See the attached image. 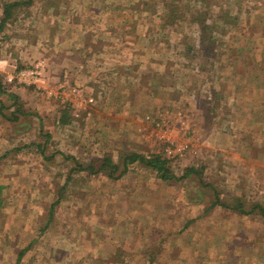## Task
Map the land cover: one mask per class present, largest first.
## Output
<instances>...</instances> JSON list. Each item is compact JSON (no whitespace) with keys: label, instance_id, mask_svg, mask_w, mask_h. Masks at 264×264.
Segmentation results:
<instances>
[{"label":"rangeland","instance_id":"374dc122","mask_svg":"<svg viewBox=\"0 0 264 264\" xmlns=\"http://www.w3.org/2000/svg\"><path fill=\"white\" fill-rule=\"evenodd\" d=\"M69 1L41 0L42 17L49 11L50 16L55 15L52 3L61 7ZM107 1L109 6L111 2L115 4V12L110 13L115 18L102 24L97 20L98 12ZM71 2L77 7L70 15L91 12V17L82 18L84 25L89 24L83 30L98 34H110L113 24L122 22L117 14L132 11L133 8H126L130 3L135 5L132 0ZM165 2L172 3L162 9L163 0L151 1L154 13L150 27L154 36L149 43L142 42L149 50L156 45L157 50L169 52L158 56L166 63L160 77L155 68L147 69L150 73L147 85L135 80L131 95L123 93L129 91L128 84L134 80L116 77L119 94L115 98L107 97L106 109L89 118L90 122L73 121L72 112L82 114L87 109L84 105L77 106L80 103H74L71 95L68 102L49 100L36 105L26 101L34 120L19 125L42 128L38 135L28 133V139L40 144L47 142L45 154L53 155L50 159L42 158L46 163L55 164L53 168L36 166L34 171L21 168L24 173L15 174L22 175L25 181L20 185L13 182L15 177L11 174L1 177L12 169L7 163L2 165L0 183L6 186L5 205L8 203L12 213H0V252H16V248L5 247L2 241L10 235L14 238V233L21 230L19 224L31 228L26 234L32 235L33 226L44 223L91 224L93 228V222L112 224L114 220L119 225L121 220L123 225L112 235L102 234L103 243L108 244L112 238L124 241L126 254L115 264H148L145 252L150 257L149 264H264V215L258 209L243 213L233 207L242 203L249 211L254 204L264 206V0H232L224 5L225 1L216 7L201 9L199 23L179 21L186 13V5L178 6L175 0ZM173 10L179 11V19L172 18ZM130 23L140 28L143 25L139 17ZM172 50H180L184 56H173ZM150 76H154L151 82ZM80 79L83 80L82 75ZM1 93L7 102L16 99L11 87L2 86ZM95 101L87 107L97 109L99 102ZM56 110H67L70 114L69 122L62 124L58 133H55L58 115L53 117ZM80 129H83L81 135ZM67 134L77 136L73 138H78L87 149L74 148V155L66 152L64 139L58 142ZM97 152L101 157L116 158L119 162L116 175L123 171L128 154H160L169 160L167 166L175 177L162 179L151 168L137 163L121 178L87 180L84 199L80 191L78 196L70 197L72 200L59 199L65 177L60 169L65 170L64 165L69 162L72 164L70 156L87 163L100 156ZM188 168L196 171L183 177ZM36 175L37 180L33 182ZM130 175L137 176L136 181L129 179ZM201 178L212 186L203 185ZM97 187L99 191L114 192L108 197L103 192L97 198ZM129 188L132 191L129 197L122 198L115 193L128 192ZM71 189H65V196ZM215 192L223 204L211 205L216 200ZM95 213L100 221H95L92 216ZM9 221L13 223L8 230L3 224ZM131 227H141L148 233L137 251L130 244ZM101 249L113 250L107 246ZM132 253L135 256L128 257ZM13 261L11 264L15 263L14 254ZM104 262L107 261L99 264H110Z\"/></svg>","mask_w":264,"mask_h":264},{"label":"crops","instance_id":"0c3cea01","mask_svg":"<svg viewBox=\"0 0 264 264\" xmlns=\"http://www.w3.org/2000/svg\"><path fill=\"white\" fill-rule=\"evenodd\" d=\"M15 1L20 0H0V22L5 15V5ZM132 1L135 5L130 3V5L126 7L129 9L133 8L132 11H122V14H117L118 20L120 17L122 22L114 23V29L110 34L107 32L98 34L96 31H94L95 33H88L83 30V26L84 28L88 27L90 19L85 23L88 25H84L85 21H83L82 18L85 17L84 19H87L91 17V12L89 13L87 11L84 14H82V12L78 14L77 12L74 16L70 15L77 7L72 4L71 0L69 2H64L61 7H56L55 3H52L51 6L54 8V16H50L51 12L49 11L42 17L41 10L43 9V3L41 0H32L29 4H21L11 9V16L4 22L3 28L0 30V82L1 79L4 78L5 72H11L15 67L21 68L28 66V63H31L32 66H39L42 75L38 84L13 85L11 91L15 93L16 99L13 98L11 102H7V98L2 97V93L0 95V170H2V165L6 163L12 168L11 170H7L2 176L0 174L2 178L3 176L11 174L12 178L15 177L13 182L19 183V185L24 184L25 181L21 179L22 175L19 176L20 173H24L21 168H25L27 171H34L33 169H35L36 166L46 165L49 168H53L55 164V162L46 163L42 158L50 159L53 155L50 154L46 156L45 154L47 152V142L40 144L31 142L28 139L30 136L28 133L38 135L42 128L37 126L38 128L31 129L19 125H24L27 120H34L32 118L34 114L30 111L32 108L27 110L29 107L26 105H30L26 101H29L30 104L33 102L36 105H42V103L46 101L49 102V100L54 103L59 101L68 102L71 95L75 98H72L75 100L74 103H80L77 104V106L80 107L84 105L87 109L85 112L82 111V114L81 112L80 114L72 112L71 118L73 117V121L76 120L77 122L78 120L85 119L86 122H90L89 118L92 116L95 118L101 109L102 111L106 109L104 102L107 100V97L113 95L112 97L115 98V96L119 94V90L117 91L116 88V85H118L115 80L116 77L134 80L132 84H128L130 85V88H128L129 91L123 93V95H131L136 85L135 80H139L140 82L144 81L143 84L147 85V74H150L147 69L153 71V68H155V72L159 73L158 77L163 74L162 67L166 63L162 58H158V56L163 57L164 53L169 54V52L166 50H157L156 45L152 47V50H149L148 47H143V43L146 44L153 40L152 36H154V32L153 28L150 27V22L153 20L154 11L151 1L155 0ZM165 1L166 0H163L164 5L162 9H164L165 6L168 7L172 3L168 2L170 3L168 5ZM225 1L227 3L224 5H229L232 0H175V4L178 6L182 7V5H186L184 6L186 8V13L180 16V19L182 18V20H180L179 11L176 12L173 10L172 18L176 17L179 21L187 23H199L201 18L198 11L207 9L208 7L211 8L212 6L216 7L219 3ZM109 2L110 1H107L98 12L97 20L102 24L109 23L110 20L115 18L114 14L110 15L112 11L115 12V4L111 2V6H109ZM191 12L192 14H190ZM135 17H139V20L143 22L142 28L130 23L131 19L132 22L135 21ZM189 19L191 21H188ZM168 21L170 22V20ZM78 31H80V33H78ZM111 46H113L112 50L110 49ZM142 48L144 50H141ZM172 51L173 56H184L183 52L180 50ZM141 59H143V62H141ZM92 71H96L97 74H94ZM55 72L57 73L55 74ZM80 75L83 76V80L80 79ZM153 79L154 76H150V82ZM66 83L78 87L79 92L63 91L62 86ZM1 84L2 86H6L3 80ZM108 89L110 92L105 93ZM28 95H30V97H28ZM90 97L93 98V101L96 100L95 102H99L97 109L93 107L89 109V107H87V104L91 103L88 100ZM28 99H30L31 102ZM46 115L48 114L46 113ZM53 115V117L58 115L56 133L59 127L62 126V123H60L62 112H59V110L57 112L56 110ZM45 123L46 121H43V124ZM98 130L100 133H104L100 130V127H98ZM78 131L81 135L83 129ZM13 132L17 133L13 135L11 134ZM73 137L77 136L74 134H67L60 138L58 143L61 142V139H64L63 141H65V143L63 147H65L66 152L71 154H73V149L78 147L82 149V151H85L87 149L86 146H81L82 142H80L78 138ZM25 139H28L29 142H25ZM66 146L69 148H66ZM117 148L118 147L113 150L115 151ZM100 150L101 149H99V151ZM26 152H28L27 155ZM97 153L100 155L99 152ZM70 157L72 158V164H70L69 159L66 158V162H69V164L64 165L65 170L60 169V171H63L65 174L64 183L71 174L72 168L76 166L77 163L83 166L93 164L92 160L86 163L83 162L84 160H79L77 157ZM105 157L107 156L101 157L100 155L95 158V172L88 173L87 170H83L74 173L71 179L76 180L74 188H72L66 196L64 194V197H73V194L74 196H78V192L80 191L83 194L81 198L84 199L86 198L87 191H83V189L85 186H88L87 180H92V182H94L104 178L118 179L124 174H127L129 170L132 171V169H134V164L140 163H129L124 173L120 172L118 175L115 174L117 177H114V175L110 176L105 171L98 170L103 164ZM37 161L38 164H35ZM112 164L118 165L119 168V162L116 158L112 157ZM15 174L19 175L15 176ZM100 174L103 175L100 176ZM128 177L136 181L137 176L130 175ZM7 179L8 177H6V180ZM36 180L37 175L34 177L33 182ZM9 181L11 182L12 180ZM96 189L97 198L98 196L101 197L103 192L106 193L107 197L111 196L110 193L114 192L105 189L99 191V187ZM131 192L129 188L128 192L116 191L115 193L122 198H126L130 196ZM19 193L20 190H18V194ZM57 197L59 198V195ZM0 213H12L8 203L0 209ZM92 216L95 221L98 219V214L95 213V216ZM98 220L100 221L101 219L99 218ZM12 223L13 221H9L7 224H3V226L5 229L9 230L10 227L12 228ZM110 223L112 224L93 222L95 228H92L90 226L91 224L72 225L64 223V225H57L55 222L51 224L44 223L39 226H33L32 235L26 234L30 232L31 228H26L24 224H19L18 227H20L21 230L14 233V238L10 235V238L2 241L5 247L10 246L16 248V252L12 253L13 250L0 252V264L6 262H10L11 264V262H14L13 254L15 255V263L12 264H99V262L102 261H107L110 264L118 263L122 255L126 254L123 248L125 247V244H123L124 241H115L112 238L109 240L108 244L103 243L102 234L112 235V232L119 229L120 225H123V223L121 220L118 222L119 225H117L114 220H111ZM57 230H59L60 233L57 232ZM128 231L130 235H132L130 244L134 245V249L137 251L144 235L148 234L147 230H142L141 227H131ZM58 236L60 237L59 240H57ZM104 246L113 248V250L110 251V249H108L107 251H103L101 248ZM134 256L135 254L132 253L128 257ZM144 256L146 258L145 262L149 264V255L145 252Z\"/></svg>","mask_w":264,"mask_h":264},{"label":"trees","instance_id":"16d2710c","mask_svg":"<svg viewBox=\"0 0 264 264\" xmlns=\"http://www.w3.org/2000/svg\"><path fill=\"white\" fill-rule=\"evenodd\" d=\"M31 1L32 0H20V1L7 3L5 5L4 18L0 22V30L3 28L4 22L11 16V9L12 8H15L16 6H19L21 4H24V5L29 4ZM225 22H227L226 18H225ZM1 85L2 84L0 82V89L2 87ZM69 118H70L69 112L67 110H64L62 112L61 117H60V119H61L60 123H62V124L68 123L69 122L68 121ZM133 162H140L144 166H147V167L151 168V170L156 172L157 175L159 177H161L162 179H169L171 177H175V175L171 172V169L167 166V162H169V160L167 158H164L160 154H152V155H149V156L145 155V154H142V153L128 154L124 158V170L121 173H124L127 165L129 163H133ZM92 163L93 164H90V165H87V166H83L82 164L77 163L76 166H74L72 168L71 174L68 176V178L66 179L65 183H63V185L61 186V188L59 190V199L72 200V198H70L69 196L67 198L64 197L65 189H67L68 187L74 188V183H76V180L75 179L71 180L73 178V176H74V173L79 172V171H83V170H87L88 173L95 172L96 171V165H95L96 164V159H94L92 161ZM117 169H118V165L112 164V158L111 157H105L104 161H103V164L101 165V167L98 170L105 171L110 176L114 175V177H117L115 175V173L117 172ZM195 171L196 170L193 169V168H188L186 173L183 175V177H185L187 175H190L191 173H193ZM200 182L203 185H211V184H205V182L203 181L202 178L200 179ZM5 187H6L5 184L0 183V209L5 206V198H4V189H5ZM215 195H216L215 196L216 200H214L212 202V204H211L212 206L222 203L219 194L217 192H215ZM233 207L235 209H237L238 211L243 212V213H249L250 211H254L255 209H258L259 212L264 215V206L261 205V204H254L253 208L250 209L249 211L244 208V205L242 203H237Z\"/></svg>","mask_w":264,"mask_h":264},{"label":"built area","instance_id":"2783aa9c","mask_svg":"<svg viewBox=\"0 0 264 264\" xmlns=\"http://www.w3.org/2000/svg\"><path fill=\"white\" fill-rule=\"evenodd\" d=\"M41 69L37 65L33 66H25V67H15L11 72H5V76L1 79L3 83L8 87H12L13 85H25V84H38L39 79L41 78ZM62 90H68L71 92H79V88L66 83L62 86ZM90 102H93V98L90 97L88 99ZM149 118V117H148ZM163 122V121H162ZM163 126V125H162ZM161 126V127H162Z\"/></svg>","mask_w":264,"mask_h":264}]
</instances>
